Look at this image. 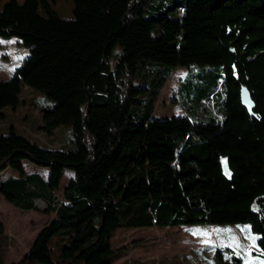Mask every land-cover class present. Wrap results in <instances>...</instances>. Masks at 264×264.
Returning <instances> with one entry per match:
<instances>
[{"label":"trees","instance_id":"1","mask_svg":"<svg viewBox=\"0 0 264 264\" xmlns=\"http://www.w3.org/2000/svg\"><path fill=\"white\" fill-rule=\"evenodd\" d=\"M155 1L73 0L71 17L48 0L0 8V36L24 48L0 113L25 86L60 141L0 128V194L53 213L13 264H113L116 229L185 225H247L264 258V0ZM178 67L169 101L182 113L152 116ZM10 240L0 222V264Z\"/></svg>","mask_w":264,"mask_h":264},{"label":"rangeland","instance_id":"2","mask_svg":"<svg viewBox=\"0 0 264 264\" xmlns=\"http://www.w3.org/2000/svg\"><path fill=\"white\" fill-rule=\"evenodd\" d=\"M5 1L7 0H0V8ZM176 1L183 0H156L155 4L158 6L157 10L161 11ZM48 2L59 15L63 17L73 15V0H48ZM168 14L176 16L178 13L173 8ZM14 38L16 37L0 36V79L7 77L6 74L24 50L17 41L13 40ZM191 70V78H193L201 68L192 66ZM184 72L185 67H178L165 81L152 116L169 117L175 114V111L182 113L177 110V105L170 103L169 98ZM202 74L203 76L197 77L205 78L206 75ZM221 79V75L217 77L219 81L215 85L217 91L221 87ZM35 92L41 94L37 90ZM28 94L29 92L24 90L23 95L27 97ZM32 105L25 103L18 110L4 114V118H0V125H6L3 128L6 130L9 126L8 121L12 120L11 123L17 131L27 133L41 144L58 146L60 141L55 134H46L39 126L37 127L42 122L35 111L37 108ZM60 132L62 139L67 137L68 126L62 125ZM28 164L25 165L26 168ZM9 170L12 169L7 167L3 173ZM65 179L66 176L61 181V188ZM35 205L36 209L24 211L7 202L0 194V222L11 239L4 252V264L17 262L52 216L51 213L44 211L42 201L36 200ZM245 226L231 224L118 228L111 238V245L114 248H125V251L113 260V264H264L261 250L255 242L258 234Z\"/></svg>","mask_w":264,"mask_h":264},{"label":"crops","instance_id":"3","mask_svg":"<svg viewBox=\"0 0 264 264\" xmlns=\"http://www.w3.org/2000/svg\"><path fill=\"white\" fill-rule=\"evenodd\" d=\"M14 40V39H13ZM3 43V42H2ZM19 57V56H18ZM17 61H18V58H17ZM17 61H16V63L15 64H13V66L10 68V70L8 71V73L6 74V76L7 77H9L11 74H12V72H13V70H14V68H15V66H16V64H17ZM7 77H4V78H7ZM24 90H27L28 92H29V94H28V96L27 97H25L24 95H23V92H24ZM31 90H29L27 87H23V90H22V92H21V95H20V103L18 104V106H16L15 108H8V109H5L3 112H1L0 113V118H4V116L5 115H7L6 113H8V112H14V111H16V110H18L21 106H23L25 103H29V104H33L31 101L33 100V96L34 95H32L31 96ZM33 93V92H32ZM31 96V97H30ZM33 106V105H32ZM36 112H37V114H38V116L41 118V116H40V114H39V112L37 111V109L35 110ZM5 114V115H4ZM11 122H13L12 120H9L8 121V125H12V127H14L13 126V124L11 123ZM4 126H6V125H4ZM3 125H0V128H2V127H4ZM39 125H37V127H38ZM15 128V127H14ZM23 134H25V135H27V136H29L27 133H25V132H23V131H21ZM31 137V136H30ZM32 138V137H31ZM34 139V138H33ZM31 168H33V169H36L35 167H33V166H31ZM52 214V216L50 217V219L53 217V213H51Z\"/></svg>","mask_w":264,"mask_h":264},{"label":"water","instance_id":"4","mask_svg":"<svg viewBox=\"0 0 264 264\" xmlns=\"http://www.w3.org/2000/svg\"><path fill=\"white\" fill-rule=\"evenodd\" d=\"M240 100L242 105L249 111L253 108V102L248 94V91L244 87H242L240 90Z\"/></svg>","mask_w":264,"mask_h":264}]
</instances>
